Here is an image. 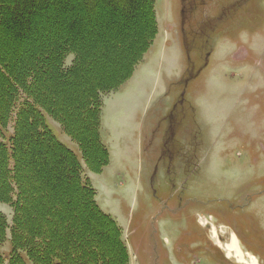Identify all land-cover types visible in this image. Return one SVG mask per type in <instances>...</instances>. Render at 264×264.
<instances>
[{"label": "rangeland", "instance_id": "rangeland-1", "mask_svg": "<svg viewBox=\"0 0 264 264\" xmlns=\"http://www.w3.org/2000/svg\"><path fill=\"white\" fill-rule=\"evenodd\" d=\"M155 12L149 49L103 97L102 170L86 169L47 114L46 124L121 228L128 264H264V0H155ZM169 156L176 174L165 179ZM0 212L10 225L12 207L0 202ZM210 229L221 241L234 234L245 263L229 259ZM10 251L8 228L4 264Z\"/></svg>", "mask_w": 264, "mask_h": 264}, {"label": "trees", "instance_id": "trees-1", "mask_svg": "<svg viewBox=\"0 0 264 264\" xmlns=\"http://www.w3.org/2000/svg\"><path fill=\"white\" fill-rule=\"evenodd\" d=\"M156 32L155 0H0V202L13 211L10 225L0 212V246L9 228L8 264H128L121 228L45 114L78 144L86 169L100 172L109 161L103 97L132 76Z\"/></svg>", "mask_w": 264, "mask_h": 264}, {"label": "bare ground", "instance_id": "bare-ground-1", "mask_svg": "<svg viewBox=\"0 0 264 264\" xmlns=\"http://www.w3.org/2000/svg\"><path fill=\"white\" fill-rule=\"evenodd\" d=\"M200 222H203V220H200ZM221 230L226 231V229L224 228H222ZM210 237L223 249L225 255L229 259L234 262H244L243 255L241 254V251L237 245V241L234 234L230 233L226 238L224 237V241H220V239L216 236V231L214 229H210ZM250 263L255 264L254 259L252 257H250Z\"/></svg>", "mask_w": 264, "mask_h": 264}, {"label": "flooded vegetation", "instance_id": "flooded-vegetation-1", "mask_svg": "<svg viewBox=\"0 0 264 264\" xmlns=\"http://www.w3.org/2000/svg\"><path fill=\"white\" fill-rule=\"evenodd\" d=\"M226 15H227V13L223 12V14L218 19H221L223 16H226ZM215 23H216V20H214L212 18L209 19V21H207V25L209 26V28H213ZM205 36H206V39L204 40L205 41V45H210L209 44L210 34H206ZM201 47L204 48V44ZM208 50H209V47H208ZM208 50L204 53V57H206L208 55ZM172 167H173V165H172V157L169 156L168 163H167V170H166L167 173H166V178L165 179L169 178L168 176H169L170 172H174L176 174L175 170L172 171Z\"/></svg>", "mask_w": 264, "mask_h": 264}, {"label": "crops", "instance_id": "crops-1", "mask_svg": "<svg viewBox=\"0 0 264 264\" xmlns=\"http://www.w3.org/2000/svg\"><path fill=\"white\" fill-rule=\"evenodd\" d=\"M219 238H222V237H219ZM223 240H224V239H223ZM223 240H222V241H223ZM237 240H238V239H237ZM220 241H221V240H220ZM238 244H239V242H238Z\"/></svg>", "mask_w": 264, "mask_h": 264}]
</instances>
